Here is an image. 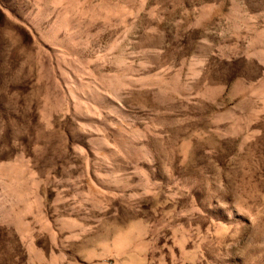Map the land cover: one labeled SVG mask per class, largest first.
Listing matches in <instances>:
<instances>
[{
	"label": "rangeland",
	"instance_id": "obj_1",
	"mask_svg": "<svg viewBox=\"0 0 264 264\" xmlns=\"http://www.w3.org/2000/svg\"><path fill=\"white\" fill-rule=\"evenodd\" d=\"M0 264H264V0H0Z\"/></svg>",
	"mask_w": 264,
	"mask_h": 264
}]
</instances>
